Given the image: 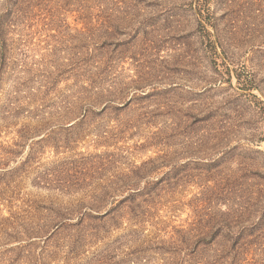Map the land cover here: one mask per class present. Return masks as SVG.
I'll use <instances>...</instances> for the list:
<instances>
[{"label":"rangeland","instance_id":"obj_1","mask_svg":"<svg viewBox=\"0 0 264 264\" xmlns=\"http://www.w3.org/2000/svg\"><path fill=\"white\" fill-rule=\"evenodd\" d=\"M0 264H264V0H0Z\"/></svg>","mask_w":264,"mask_h":264}]
</instances>
